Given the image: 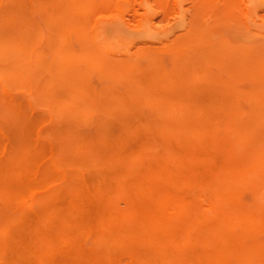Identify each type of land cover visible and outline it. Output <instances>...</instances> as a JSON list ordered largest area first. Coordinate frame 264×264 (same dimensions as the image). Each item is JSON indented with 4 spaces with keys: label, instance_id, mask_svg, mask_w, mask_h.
Returning <instances> with one entry per match:
<instances>
[{
    "label": "rangeland",
    "instance_id": "obj_1",
    "mask_svg": "<svg viewBox=\"0 0 264 264\" xmlns=\"http://www.w3.org/2000/svg\"><path fill=\"white\" fill-rule=\"evenodd\" d=\"M86 1L4 3L20 35L60 58L0 74V139L45 142L60 170L83 172L45 187L98 194L71 235L99 264H264V0ZM22 208L40 211L0 198V213Z\"/></svg>",
    "mask_w": 264,
    "mask_h": 264
},
{
    "label": "bare ground",
    "instance_id": "obj_2",
    "mask_svg": "<svg viewBox=\"0 0 264 264\" xmlns=\"http://www.w3.org/2000/svg\"><path fill=\"white\" fill-rule=\"evenodd\" d=\"M6 1L8 0H0V74H4L14 69L15 70L23 69L24 63L25 65L27 63V67L30 68L31 70L34 67H39L40 70L53 69L54 62L60 58L59 51L54 49L51 52L46 53V55H43V53L38 51L36 48L38 44V40L40 39L38 37L39 34L37 37H34V38L33 37L29 38L30 36L24 37L23 35H20L19 31L16 30L14 27H12L14 21L18 17L19 11L15 8L5 7L4 3ZM117 1L118 0L110 1L108 4L109 7L112 8L113 10H119L120 5H119V2ZM87 4H88V1L86 0L83 1V5H80V1L75 0L74 8L80 11L83 8H85ZM42 7H45L47 9L49 8L48 6H46V4L43 5ZM146 9L148 8L146 7ZM151 9H152V6H151ZM49 13L50 14L48 15L46 14V16H44L42 19V23L46 26V28L47 26H50V27L55 26L56 23L59 21L60 12L54 11V12H49ZM222 13L224 14V12ZM42 23L40 24L41 27H42ZM26 24L30 26L32 23L26 22ZM85 27L89 28L87 26ZM42 29L44 30V28ZM106 31L107 30L105 29V32ZM53 35L57 36V33L54 32ZM101 35L100 36L98 35L99 38L101 37ZM73 36H75V34ZM43 37H45L44 34H43ZM200 37L202 36L200 35ZM89 39L90 38L88 37V40ZM214 39H211V40H214ZM220 41H222V38ZM247 42L251 43V41H247ZM5 43H12L14 48L11 50L4 49L3 45ZM93 49L94 51H96L95 47H93ZM44 59L45 61H48V63H42L41 60H44ZM38 72L40 73V71ZM101 77H103V75ZM38 79L39 77H37V80ZM99 81L101 80L99 79ZM0 84L2 86V90L6 91L8 88L7 84L1 80H0ZM114 99L116 98L114 97ZM128 123H129V120H128ZM70 131L73 133L75 130L70 129ZM246 132H248V130ZM3 134H4L3 129L0 125V138ZM75 145H76L75 150L80 151V142H77V143L75 142L74 146ZM46 146L47 144L45 142H37L36 140H34L32 137H29V136L26 138H23L21 142H17V143H9L5 140L0 139V198L10 200L11 202L19 201L25 206H31L33 204H38L40 206V211L34 215H30L25 208H22L21 210H18V211L8 210L4 213H0V264H57L56 255L59 252H65L69 254L71 260L74 261L76 264H99L95 257L86 256L80 250L81 248L77 249V246L79 247L80 244L71 235V233L73 232V230H75V227H76L74 224L75 220L83 216V211H82L83 207L85 205H88V203H96L99 200V196L97 193H90L89 191L73 192L69 188L68 189L65 188L64 191H61V192H57L53 188L47 189L45 186L46 184H49L52 178V175L56 176V180L63 181L64 184H67V182L69 183L72 180L71 176H75L77 182H81L83 179V172L81 170H76L75 172H71L70 174H67L66 172L60 170L56 166L54 160L51 158V154H49L48 152H44V150L42 151V149H45ZM97 149L99 148L98 147L94 148V150L98 151ZM113 154H116V153H113ZM93 172L98 177H102L104 175L100 173L99 168L97 166L94 167ZM70 178L71 180H69ZM25 179H28V180H25ZM24 180L25 182H27V187L24 189H22L21 185H13L15 184L14 182L16 181L18 182V181H24ZM228 181H231V180H228ZM114 183L124 184V181L119 180V182H114ZM16 184H19V183H16ZM37 188H39V190H37ZM172 200L174 201V199ZM162 203H163V200H162ZM168 204H171V203H168ZM172 204H175V203L173 202ZM157 210L159 211V209ZM160 214H161V211H160ZM86 215L90 217L89 213H87ZM54 216L57 217L58 222L54 221ZM97 222L99 223L107 222L108 223V219L105 217L103 220L100 219V221H97ZM238 223L240 224V222ZM242 227L244 228V225H242ZM54 228H56L55 231H53ZM31 230L33 232H31L30 234L29 232Z\"/></svg>",
    "mask_w": 264,
    "mask_h": 264
}]
</instances>
